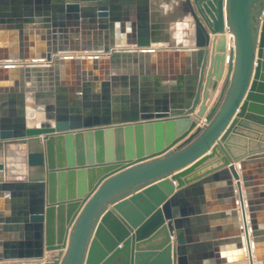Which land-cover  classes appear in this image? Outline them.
<instances>
[{
    "label": "water",
    "instance_id": "95a60500",
    "mask_svg": "<svg viewBox=\"0 0 264 264\" xmlns=\"http://www.w3.org/2000/svg\"><path fill=\"white\" fill-rule=\"evenodd\" d=\"M254 1L0 0V264H264Z\"/></svg>",
    "mask_w": 264,
    "mask_h": 264
},
{
    "label": "rangeland",
    "instance_id": "374dc122",
    "mask_svg": "<svg viewBox=\"0 0 264 264\" xmlns=\"http://www.w3.org/2000/svg\"><path fill=\"white\" fill-rule=\"evenodd\" d=\"M263 1L264 0H255L250 8L251 21L254 25L259 21L257 16L259 13H261L260 5ZM184 27L185 26H181L179 29H171L172 36H174V38H178L177 34H179V36L180 34H185L188 29ZM17 151L18 150L15 148V146H13V144H9L7 147H0V179H22L27 176L28 170L25 168L26 165L21 164V161H23L22 157L20 160L21 152Z\"/></svg>",
    "mask_w": 264,
    "mask_h": 264
},
{
    "label": "bare ground",
    "instance_id": "6f19581e",
    "mask_svg": "<svg viewBox=\"0 0 264 264\" xmlns=\"http://www.w3.org/2000/svg\"><path fill=\"white\" fill-rule=\"evenodd\" d=\"M182 33V32H181ZM178 36V38H176L175 40L177 41V39L179 40V38L181 37L182 38V34H180V36H179V34H177ZM184 35V34H183ZM224 35H225V38H226V47H228V45H230L231 44V41H229V39H230V36H231V34H230V32L228 31V29H227V27H224ZM188 37H192V36H188ZM180 40H182V43L183 44H186L187 46H191L192 45V38L190 39V40H188V39H185L184 38V36H183V38L182 39H180ZM218 40H220V37H219V39ZM167 45L165 44V43H163V42H159V43H151V47H155V48H159V47H166ZM119 47H121V48H134V46H132V45H123V46H116L115 48H118L119 49ZM226 52H227V50H226ZM88 52H86V51H74V52H71V53H68L67 55L68 56H72V55H74V56H85L86 54H87ZM97 53H101L100 51H97ZM45 61L44 60H35V59H26V60H23V61H18V60H16V61H0V64H3V63H5V64H14V65H19V64H24V65H32V64H42V63H44ZM217 66V65H216ZM218 69V68H217ZM215 73H216V71H214V75H215ZM211 79H214V77L212 76L211 77ZM212 95H213V92L210 90V92H209V98H208V100H211L212 99ZM30 100L31 99H29V100H27L28 102H30ZM207 100V101H208ZM27 112H28V115H32V112H31V108L30 107H28L27 106ZM201 121H203V118H201ZM36 142V141H35ZM35 142H29V143H33L32 145H28L27 147L29 148V149H33L34 147H36V143ZM9 144H15V143H9ZM20 145V150H18L17 152H21L20 153V160H21V157H22V160H23V158H24V149L22 148L23 147V144L24 143H19ZM22 163V165L24 164V161H21ZM25 165V164H24ZM25 168H27V170H28V174H27V176H33V175H36V173H35V169L36 168H33V167H26L25 166ZM18 171V170H17ZM26 171V170H25ZM22 172H24V171H22ZM27 172V171H26ZM255 263V262H254Z\"/></svg>",
    "mask_w": 264,
    "mask_h": 264
},
{
    "label": "crops",
    "instance_id": "0c3cea01",
    "mask_svg": "<svg viewBox=\"0 0 264 264\" xmlns=\"http://www.w3.org/2000/svg\"><path fill=\"white\" fill-rule=\"evenodd\" d=\"M13 146H15V144H13ZM216 162V161H215ZM234 182V181H233ZM207 190V189H206ZM205 190V191H206ZM237 209H238V206H237ZM209 224L211 225V222H209ZM223 224H225V225H230L231 224V222H229V221H225V222H223ZM244 261L246 262V264H247V260L246 259H244Z\"/></svg>",
    "mask_w": 264,
    "mask_h": 264
}]
</instances>
